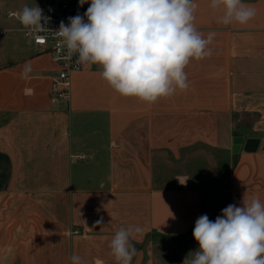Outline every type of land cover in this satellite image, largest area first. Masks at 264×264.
Returning a JSON list of instances; mask_svg holds the SVG:
<instances>
[{"label":"crops","instance_id":"1","mask_svg":"<svg viewBox=\"0 0 264 264\" xmlns=\"http://www.w3.org/2000/svg\"><path fill=\"white\" fill-rule=\"evenodd\" d=\"M194 2L211 55L190 61L186 91L152 104L120 96L98 65L53 104L57 65L0 20V264H116L109 244L128 226L142 228L131 264H190L201 215L264 202V0H243L256 10L245 25Z\"/></svg>","mask_w":264,"mask_h":264},{"label":"clouds","instance_id":"2","mask_svg":"<svg viewBox=\"0 0 264 264\" xmlns=\"http://www.w3.org/2000/svg\"><path fill=\"white\" fill-rule=\"evenodd\" d=\"M209 6L224 25H245L256 15L243 0H210ZM197 8L194 0H90L84 15L69 17L67 25L61 21L57 33L69 59L77 54L84 67L98 65L102 79L120 96L152 104L186 91L190 61L211 55L216 33L205 38L196 28ZM13 15L30 30L43 27L38 6L26 5ZM31 71L26 63L22 78ZM141 232L139 226L116 231L109 244L116 264H131L136 255L131 240ZM193 237L199 247L190 264H264V202L243 199L242 206L228 205L214 221L201 215ZM71 262L83 264L75 254Z\"/></svg>","mask_w":264,"mask_h":264},{"label":"built area","instance_id":"3","mask_svg":"<svg viewBox=\"0 0 264 264\" xmlns=\"http://www.w3.org/2000/svg\"><path fill=\"white\" fill-rule=\"evenodd\" d=\"M36 6L42 9L43 27L33 31L22 26V33L32 45L40 47L48 53L51 60L57 65L58 71L57 76L52 81L51 96L52 103L59 105L70 100L72 74L81 72L88 67H84L77 62V54H74L70 59L68 58L66 47L63 45L57 31L61 21L67 25L69 17L77 14L83 16L90 6V0L83 6L79 4V0H39L34 7ZM8 16L19 21L13 13H9ZM87 158V154L79 157L80 160H86Z\"/></svg>","mask_w":264,"mask_h":264},{"label":"rangeland","instance_id":"4","mask_svg":"<svg viewBox=\"0 0 264 264\" xmlns=\"http://www.w3.org/2000/svg\"><path fill=\"white\" fill-rule=\"evenodd\" d=\"M39 0H0V20L3 19L7 22L6 24L8 26L15 27L19 26L16 19L9 18L8 14L10 12H16L21 11L24 6L34 7L36 3H38ZM9 36H12L15 38V42L19 44L20 46H24L26 48L27 40L23 39L22 41L19 40L20 35L18 33H9ZM29 44V43H28ZM32 49H36L31 45Z\"/></svg>","mask_w":264,"mask_h":264},{"label":"water","instance_id":"5","mask_svg":"<svg viewBox=\"0 0 264 264\" xmlns=\"http://www.w3.org/2000/svg\"><path fill=\"white\" fill-rule=\"evenodd\" d=\"M242 140H236V145L237 147L239 146L240 147V144H241ZM238 149V148H237Z\"/></svg>","mask_w":264,"mask_h":264}]
</instances>
